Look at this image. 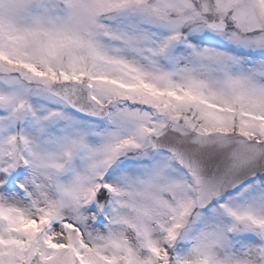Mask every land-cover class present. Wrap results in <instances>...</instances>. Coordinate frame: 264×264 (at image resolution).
Masks as SVG:
<instances>
[{
	"label": "snow or ice",
	"instance_id": "6c2138e0",
	"mask_svg": "<svg viewBox=\"0 0 264 264\" xmlns=\"http://www.w3.org/2000/svg\"><path fill=\"white\" fill-rule=\"evenodd\" d=\"M0 264H264V0H0Z\"/></svg>",
	"mask_w": 264,
	"mask_h": 264
}]
</instances>
